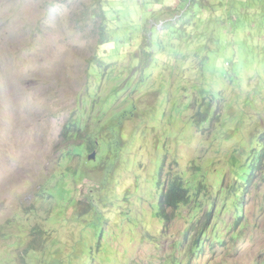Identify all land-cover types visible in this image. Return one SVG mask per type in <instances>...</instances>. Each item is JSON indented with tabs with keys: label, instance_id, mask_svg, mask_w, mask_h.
<instances>
[{
	"label": "rangeland",
	"instance_id": "374dc122",
	"mask_svg": "<svg viewBox=\"0 0 264 264\" xmlns=\"http://www.w3.org/2000/svg\"><path fill=\"white\" fill-rule=\"evenodd\" d=\"M261 143L264 0H0V264H264Z\"/></svg>",
	"mask_w": 264,
	"mask_h": 264
},
{
	"label": "trees",
	"instance_id": "16d2710c",
	"mask_svg": "<svg viewBox=\"0 0 264 264\" xmlns=\"http://www.w3.org/2000/svg\"><path fill=\"white\" fill-rule=\"evenodd\" d=\"M104 34H101V40L100 44L105 43ZM207 118V112H205L204 118L200 119L199 122H202L206 120ZM254 150V149H253ZM251 151L248 161H247V169L244 170V174L240 173V176L237 177V180L239 181L240 187H246L249 183L253 175L260 170V165L262 164V161L264 159V143L260 144L258 149H255L254 151ZM192 193L189 190L188 187H186L182 177L179 174H175L170 176L167 184L163 188L160 198H159V212L158 215L161 216L162 219H168L169 213L167 212V209L169 210H176L182 205L188 204L192 200ZM212 213H209V216ZM242 214V213H241ZM240 215V214H239ZM200 241H197L196 244L198 247ZM202 244V242H201Z\"/></svg>",
	"mask_w": 264,
	"mask_h": 264
},
{
	"label": "water",
	"instance_id": "95a60500",
	"mask_svg": "<svg viewBox=\"0 0 264 264\" xmlns=\"http://www.w3.org/2000/svg\"><path fill=\"white\" fill-rule=\"evenodd\" d=\"M95 157V153H91L90 157L89 158H94Z\"/></svg>",
	"mask_w": 264,
	"mask_h": 264
}]
</instances>
